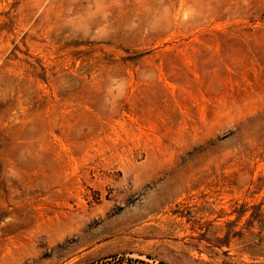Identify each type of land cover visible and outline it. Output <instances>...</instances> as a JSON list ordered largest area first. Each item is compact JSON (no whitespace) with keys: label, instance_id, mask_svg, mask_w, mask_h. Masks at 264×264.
I'll use <instances>...</instances> for the list:
<instances>
[{"label":"rangeland","instance_id":"rangeland-1","mask_svg":"<svg viewBox=\"0 0 264 264\" xmlns=\"http://www.w3.org/2000/svg\"><path fill=\"white\" fill-rule=\"evenodd\" d=\"M0 264H264V0H0Z\"/></svg>","mask_w":264,"mask_h":264}]
</instances>
